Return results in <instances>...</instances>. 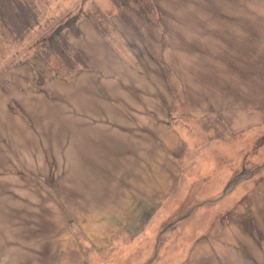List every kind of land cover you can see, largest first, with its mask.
<instances>
[{
  "label": "rangeland",
  "instance_id": "374dc122",
  "mask_svg": "<svg viewBox=\"0 0 264 264\" xmlns=\"http://www.w3.org/2000/svg\"><path fill=\"white\" fill-rule=\"evenodd\" d=\"M32 1L40 22L25 38L15 40L0 27V82L9 86L12 82L17 92L29 88L31 104L35 99L53 104L48 109L66 128L58 119L51 120L56 125L30 120L33 147L39 155L58 159L63 149L72 155L73 146L86 148L82 156L94 173L88 171L85 177L80 172L78 193L84 203L105 207L86 224L76 222L67 204L59 201V192L65 194L68 185L64 178L59 183L56 170L48 169L52 163L29 169L14 152L17 163L10 161L9 125L0 115V264H181L207 228L221 240L224 234H242L239 249L228 252L224 264H264V125L252 130L232 125L234 119L244 127L254 116L264 117V0H195L203 1L200 6L188 1L185 14L175 10L172 16L170 1L185 9L186 0H159L162 13L153 0L155 39L145 34L150 45L121 25V8L113 0ZM75 15L91 23L125 61L105 69L109 57L104 43L95 36L83 42L96 52L100 65L92 81L115 98L125 97L122 106L137 132L117 126L105 129L112 133L113 150L104 154L101 137L95 144L83 141L82 147L73 141L83 140L68 120L73 113L79 115L76 105L72 109L67 96L48 92L54 84L57 93L68 92L69 87L50 78L74 80L81 70H73L77 66L73 63L68 68L61 55L43 61L34 46L37 38L52 35L58 26L72 25ZM90 20L98 21L107 34ZM64 32L78 49L69 36H81V29L80 35L69 28ZM91 68L89 63L84 69ZM47 79L52 83L46 89ZM20 100L8 99L13 109L24 113ZM197 106H204L205 112ZM255 110L259 114L254 115ZM121 133L125 137L117 136ZM95 148L98 159L89 154ZM68 171L73 177L75 170ZM143 175L145 184L123 198L122 188ZM156 196L159 202L147 201V208L162 206V213L142 233L128 234L122 227L113 233L115 216L135 208V198L146 201ZM74 203L70 201L71 206Z\"/></svg>",
  "mask_w": 264,
  "mask_h": 264
},
{
  "label": "crops",
  "instance_id": "0c3cea01",
  "mask_svg": "<svg viewBox=\"0 0 264 264\" xmlns=\"http://www.w3.org/2000/svg\"><path fill=\"white\" fill-rule=\"evenodd\" d=\"M157 1V8L158 11L162 13V7H163V1ZM176 2H180L178 0H175ZM188 1L190 3H193L195 6H200L203 4V1H197L195 0H186L185 9H178L179 5L182 4H175L174 1H170L169 7L170 12L173 14H170V16L175 15V10H180L183 14L187 10H189ZM162 19V18H161ZM82 35L76 36L71 34L69 37L73 44L80 50L83 55L86 57V59L89 61L90 66L92 65L93 68L91 69H83L81 71H78L77 76L74 80H67L66 78L57 77L54 76L50 79L54 80L55 83L59 84L61 82L62 85H66L65 87H69L68 92L66 90L61 89L60 93H57V85L54 84V87L49 86L48 92L54 93L55 95H63L67 96V98L73 103L72 109L74 106L76 107L77 112H79L78 116L73 113V117H69L68 120L73 123L74 132L79 136L82 137L83 140H78L76 137H74L73 141H77V144L82 147V142H88L95 144V142L98 140V137H101L103 140H100L103 143V146L101 148L103 149V154L105 152H111L113 150L112 146V133L109 131H106L105 129H112L116 128L123 129L126 127L129 132L136 134L137 132L134 131V129L131 127L129 120V112L122 106L126 105V99L124 96H121L119 99L113 97L110 93L106 92L102 85L99 82H95V80L92 81V76L94 74H97L100 72V65L97 63V54L94 50H91L85 46H83V42H87L89 39L93 38L95 36L100 41L104 43V46L107 47V50L105 52L107 53L109 60L106 59L105 69L110 68L111 66H114L116 63L124 64L125 61L123 60L122 56L117 52L112 44L107 40L108 43H106V38L104 35H101L99 33H96V30H93L89 25L88 21L85 20V18L82 19L78 18V21ZM162 26H165V22L163 20L160 21ZM123 27H125L127 30V26L120 22ZM129 31V30H128ZM132 31V30H131ZM133 32V31H132ZM124 34V33H123ZM145 53H147V50H144ZM117 79L123 81V78L118 74L116 71H114ZM49 78V77H48ZM94 79V77H93ZM58 80V81H56ZM77 80V81H76ZM49 79L45 82V87L47 89L48 84L50 85L52 82H48ZM60 81V82H59ZM72 81H75L74 83ZM85 82V83H82ZM9 84H5L2 81L0 82V88L2 89V104L0 105V115L2 116L1 122H7L9 125V129L7 133L9 134V144L11 148L9 149V152L11 153V162L17 163V159L12 157L13 152L21 154L17 156L23 159L24 165L26 168L29 169H35V168H43L45 165H41V163H52V166H50L48 169L56 170V177H59V183H63L64 185H68V191L65 190V194H62L59 192V201L64 203L66 206L67 204V211L69 212L70 216L79 224H83L86 222L91 221L94 216L96 215L98 209L104 208L105 203H102L100 205H91L87 202L84 203V198L80 196V193H78L77 185L79 184L77 180V176L80 174V172L83 173L85 176L86 172L94 173L93 170H91L83 156V151H87L86 148L80 150L78 147L73 146V153L72 155H69L66 151V149H63L60 151L61 158H55L51 155L45 156V155H39V151H36L35 147L33 145L35 144L34 141V134L31 130V123L30 120L34 122H51L55 124L51 120L58 119L57 116L51 112L48 108L52 107V103H50L48 100H44L40 102L39 100L35 99L32 100V103H29L27 100V91H31L29 88H18V92L14 91L12 87V82ZM72 85V86H71ZM126 87L128 85L125 84ZM125 86L122 88L125 89ZM7 89V91H5ZM14 96V98H17L19 96L20 104L24 109V113L18 112L15 109L11 107V101H8V99ZM79 100L76 104V100ZM39 111H37V110ZM198 110H202V112H205L204 106L199 107L197 106ZM155 110V109H154ZM159 114V113H158ZM254 115L259 114L258 110H255L253 113ZM160 115V114H159ZM161 116V115H160ZM1 119V118H0ZM241 123L239 119H234L232 125L235 129H245L246 127H249L250 130L257 129L259 126L264 125V117L256 118L254 116L252 119H249L248 122L244 127L240 125H237V122ZM58 122L62 125L63 130L66 128V125L63 124L59 119ZM56 125V124H55ZM85 127L86 131L82 132L81 127ZM60 128L59 126H57ZM33 129V126H32ZM42 130L38 131V138L41 137ZM117 136L125 137L124 133L118 134ZM64 138L66 140L68 139V135L65 134ZM162 140V136H160L159 141ZM168 140V138H167ZM71 141V140H70ZM171 143V142H169ZM34 152L36 155H32L31 153ZM96 148L90 150V155L94 159L97 158ZM2 161V159H0ZM126 162V159L124 163ZM72 163V164H71ZM13 165V167L17 165ZM115 167H118V162H116ZM123 168H126L125 165L122 166ZM68 168H73L75 170V174L72 177L70 172L68 171ZM69 172V173H68ZM53 176H55L54 173H52ZM86 177V176H85ZM64 178V180H62ZM145 178L146 176L143 175L141 178L137 177L135 178V184H130L127 187L122 188V197L123 198H129L128 192H131L133 190L139 189V187L143 184H145ZM70 183L73 184V195L70 193ZM132 186V187H130ZM135 188H134V187ZM171 193V192H170ZM156 197H150L148 200L141 201L140 198H135L138 202L137 205H135V208L132 209H124L121 216H115L118 223L116 224V228L113 233H116L117 229L122 227L124 228L128 234L131 233H142L144 228L150 224L151 221H154L157 216H159L162 213V206L161 207H155L149 209L147 208V201L150 202H159L158 200H154ZM74 201V205L71 206L70 201ZM83 202V206H82ZM148 202V203H150ZM260 214L263 213V211L259 212ZM261 215H259L260 218ZM263 216V215H262ZM261 219V218H260ZM259 221V219H257ZM256 220V221H257ZM262 221V219H261ZM232 228V226H231ZM235 227L233 226V229ZM121 229V228H120ZM230 229V227H229ZM200 232H205L204 235H202L198 240H196L191 248V252L189 256L183 261L181 264H224V257L225 255H228L229 253L235 254V249H239L240 243L242 242V234L241 233H234L233 235L230 234H224L223 238L224 240L217 239L209 228L203 229ZM137 234V235H138ZM256 240V239H254ZM257 242V241H256ZM218 243V244H216ZM257 249H261V246L257 243Z\"/></svg>",
  "mask_w": 264,
  "mask_h": 264
},
{
  "label": "trees",
  "instance_id": "16d2710c",
  "mask_svg": "<svg viewBox=\"0 0 264 264\" xmlns=\"http://www.w3.org/2000/svg\"><path fill=\"white\" fill-rule=\"evenodd\" d=\"M113 1L121 8H119L121 21L130 27L139 39L150 45L151 40L145 34H149L151 39H155L152 31L153 25L155 26V5L153 0ZM34 3L32 0H0V27L6 32H10L12 36H15V40L25 38L40 22L39 12ZM73 17L72 25L58 26L57 29L55 28L52 31V35L37 38L38 43L34 46L38 51L37 56L43 61L49 62L50 56L61 55L65 58L64 65L68 68H73L77 64L73 70H83L89 67V61L80 50L71 45L64 32L66 28H69L73 29L76 34H81L78 23L76 22L79 17L77 15ZM91 22L97 25L105 35L107 34L101 28L98 21L95 22L94 20ZM0 34H3V32L0 31ZM40 38H43L42 40L44 41L41 42ZM63 46L65 47L62 48ZM72 63L74 65L70 67ZM59 74L56 73V75Z\"/></svg>",
  "mask_w": 264,
  "mask_h": 264
}]
</instances>
